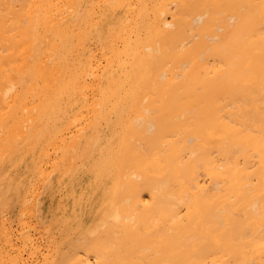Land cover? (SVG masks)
<instances>
[{"label":"bare ground","instance_id":"6f19581e","mask_svg":"<svg viewBox=\"0 0 264 264\" xmlns=\"http://www.w3.org/2000/svg\"><path fill=\"white\" fill-rule=\"evenodd\" d=\"M0 46L2 203L82 231L50 264H264V0H0Z\"/></svg>","mask_w":264,"mask_h":264},{"label":"rangeland","instance_id":"374dc122","mask_svg":"<svg viewBox=\"0 0 264 264\" xmlns=\"http://www.w3.org/2000/svg\"><path fill=\"white\" fill-rule=\"evenodd\" d=\"M0 48H1V46H0ZM1 49H0V51H1ZM1 55H2V51L0 52V58L2 57V59H0V63L2 64V65H0V69L3 67V63H4V57H3V55L2 56ZM2 74L3 73L1 71L0 72V82H2V80H1ZM0 93H2L1 89H0ZM0 101L2 102V99ZM1 102H0V104L2 105ZM1 105H0V108H2V111H3V106H1ZM1 114H3V112H1ZM0 120H3V119L0 118ZM1 124H3V121L2 122L0 121V130L2 129ZM102 130H105V125L101 126V131ZM0 132H2V131H0ZM0 136H1L0 139H2V137H3L2 133H0ZM0 152H1L0 154L2 155L3 152L1 151V148H0ZM2 160H3V157L0 156V161H2ZM47 164H49V162H47ZM3 173L4 172L0 171V186H2V184H3L2 183L3 182L2 181L3 180L2 179ZM32 191H30L29 196H30ZM39 191H38V193H39ZM40 192L43 193L42 190ZM38 193L34 192L33 194H31V196L36 194L33 197L28 196V199H31L29 202L35 204V205L32 204L33 206L31 205L30 208L32 210H35V212L38 210V213L36 212V214H35L33 211V214L31 213V215H30V212L28 213V211H27V210L30 211L29 207H28V209H25L24 213L22 214V212H23L22 206L24 209V205H22V204L20 205L19 203L13 204L12 201L10 203H7V202L2 203L3 202L2 197H1L2 195H0V204H1V206H0V264H50V260L52 259V256H53L54 241H55V244L57 242V246L60 249V253H61V251L62 250L65 251L68 247L67 245H69L66 242V238L68 236H72V237L76 238L77 236L82 234V231L77 229V227H76L77 223L76 222L73 226H71L69 228L68 233H65V232L62 233L59 230V228H61V227L60 226L58 227L57 225H55L54 228H51V226H52L51 220H49V218H47V217L46 218L44 217V216H46V213H44L43 211H45L46 205H49L51 207L50 204L51 203L53 204V202L55 200L51 201V203H49V204L46 202V205L41 206V205H39V202L42 199V203H44L43 200H45L47 193L44 194L45 196L41 197V199H40V194H38ZM0 194H1V191H0ZM60 194H61V191L58 194V196H59L58 198H60ZM36 196H37V198H36ZM34 198H36L35 199L36 201L33 200ZM56 200H57V198H56ZM57 201H59V199ZM34 202H36V203H34ZM6 204L8 206L10 204L11 207L10 206L5 207ZM12 206L14 209L12 208ZM33 208H35V209H33ZM3 209L4 210L6 209V210L4 211ZM25 212H26V214H25ZM34 214L36 215V217H34ZM46 224H48V226H46ZM43 225L46 226V228ZM43 227L45 228V230L43 229ZM4 230H7V231L4 232ZM46 230H47V232H46ZM68 234H70V235H68ZM50 235H52V238H50L51 237ZM34 245L36 248L37 247L38 248L36 249L34 247ZM48 245H50V246H48ZM64 245H66L67 247ZM84 249H83V247H78L77 251L79 250V252H80L78 254L81 255V253H82L84 255L85 252L84 251L81 252V250H84ZM88 254H90L89 256H91V259H92L93 258L92 253L91 252L89 253V251H88ZM83 255H81V256H83ZM42 258H44V259H42Z\"/></svg>","mask_w":264,"mask_h":264}]
</instances>
